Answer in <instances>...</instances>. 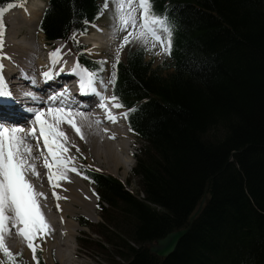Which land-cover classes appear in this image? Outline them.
<instances>
[{
	"label": "trees",
	"instance_id": "trees-1",
	"mask_svg": "<svg viewBox=\"0 0 264 264\" xmlns=\"http://www.w3.org/2000/svg\"><path fill=\"white\" fill-rule=\"evenodd\" d=\"M107 1L49 0L40 29L49 40H72ZM151 9L173 28L164 64L153 68L144 47H129L113 82L144 144L134 169L143 198L86 171L103 236L113 238L102 246L117 248L124 264H264V0H151ZM79 55L102 75L103 64ZM181 229L189 231L169 258L150 252Z\"/></svg>",
	"mask_w": 264,
	"mask_h": 264
},
{
	"label": "bare ground",
	"instance_id": "bare-ground-1",
	"mask_svg": "<svg viewBox=\"0 0 264 264\" xmlns=\"http://www.w3.org/2000/svg\"><path fill=\"white\" fill-rule=\"evenodd\" d=\"M27 4L21 6L22 9L33 12L32 14L39 18L38 20H40L41 14H38L40 11H34V4L31 5L32 8L26 10L25 6H27ZM14 13L15 12L13 11L7 15V17ZM38 20L34 18V23H31V17H27L25 15L23 17L16 16L13 24L16 38H2L3 47L0 48V64L3 65L2 75L6 81L4 87L5 89L10 88L14 99L0 98L7 101L6 103H0V115L1 117L7 118L10 116V112H20L22 116L18 121L12 123V125L10 123L8 126L9 129H11L13 126L23 125L27 131L29 128L34 126L35 120L34 118L29 119L31 114L28 113L26 109L32 108L34 111L44 109L47 111V108L51 106L48 98L53 94L70 90V95H66L61 99L64 101V103L71 102L74 105H80V97L84 96L79 93H73L74 89L79 88L80 79L77 75L72 74L78 62L75 60L74 56L73 58L70 57V53L72 55L74 52L72 51L71 47L68 46V44H65V46H58L57 49H62V52L56 56V62H54L50 56V54L54 51L52 52V50L46 48L44 46L45 43L35 42L34 39H31V42L29 40L31 35H26L27 38H24L25 30L27 31L37 27ZM23 23L29 24L28 26L30 28L27 25L24 26ZM22 36L24 39H27L29 42H31L33 46L22 39ZM98 39L95 40L99 42ZM97 42H95L96 47L93 48L95 50L101 48L99 46L100 44L97 45ZM45 72L49 73V78L47 81L44 77ZM66 81H70V85L68 87H65L63 90H61L62 87L55 90V88ZM30 85L33 89H38L41 92L39 99L32 100L24 95L25 93H33L32 88H28ZM98 90L102 91L105 99L101 101L100 97L98 96L87 98V107L80 109L85 113V118L81 119L80 117H76L77 126L83 125V139L81 138V134L77 133L71 125L65 123L61 126L67 137L69 147V152L65 155L74 158V164L71 166H74L79 170V168L75 165H78L77 161L79 160H76L74 154L86 149L92 153V155L89 157V159L92 160V164L96 165L98 168L100 167L105 169L106 173L115 176L118 175V172L122 168H132V165L129 161L130 158L128 161H125L124 156L129 154V150L132 147V142H130L128 133L133 136L135 135L129 130V128V131H126L125 128H122L118 125L120 122L119 119H121L119 115L123 113V111L118 115L115 111V107L112 106V101L106 98L108 87H100ZM31 101L36 102V105L38 106H28ZM101 103L107 104L113 115L117 117L116 122H111L107 119V113L100 106ZM97 121L101 122L97 123ZM89 124H91V127H88ZM37 134L39 135V133ZM77 149H79V151H77ZM31 155L35 157V159H31L30 163L34 166L35 171L39 173V176L37 177L30 174L28 179L34 184L35 190L43 194V196L39 199L42 212L45 215L46 221L50 223L54 229V232L47 236L48 239L52 241H50L47 245V255H44V258L48 257V255L52 256V253L56 252V257L61 262V264H68L69 262L70 264H73L77 254L74 246H72L73 240L71 239L76 235V233H73V231L70 230L73 228V226L71 223H69V220H76L80 215H84L88 220L97 223L99 221L98 215H96L98 208L95 207L96 204L93 207V203H97L96 197L93 196L92 193L90 194V192L84 190L85 187H82L77 172L68 171L66 173V179L54 177L53 181L49 180V175H51V172L55 171L56 168L55 165H52L51 157L48 154L42 137L39 141V148H37L35 146V142H33L31 146ZM129 156L132 155L129 154ZM132 159L134 160V158ZM46 160L47 164L52 165L51 171L48 167H46ZM123 175H126V172H123ZM53 183H56L59 186L53 187ZM51 203L56 205L57 209L55 211V208H52ZM56 218H59L63 225L67 228L65 234L59 231L57 226L59 222H56ZM10 238L11 236L6 234L4 242L7 243L10 251L17 252L19 247L14 246L12 244V239ZM17 239L22 244L26 243L25 240L18 234ZM25 252H28V250L25 249Z\"/></svg>",
	"mask_w": 264,
	"mask_h": 264
},
{
	"label": "snow or ice",
	"instance_id": "snow-or-ice-1",
	"mask_svg": "<svg viewBox=\"0 0 264 264\" xmlns=\"http://www.w3.org/2000/svg\"><path fill=\"white\" fill-rule=\"evenodd\" d=\"M109 2L115 6L117 23L114 24V29L116 31L138 30L136 39L146 50L150 42L170 49L173 33L171 22L165 16H158L151 9V0H137L142 10L139 19L131 7L132 0H109ZM124 4L129 5V7L125 8ZM13 6L10 4L6 8H0V28H3L5 12ZM2 37L3 32L0 31V48L3 47ZM125 42H129L128 37H125ZM61 52L62 49H57L50 54L54 62H56V56ZM2 69L3 65L0 64V98L14 99L10 88L5 89L4 87L6 81L2 75ZM72 74L77 75L80 79L79 87L83 90L81 95L98 96L101 101L105 99L102 91L98 90V85L105 82L97 73L87 66L81 67L77 63ZM44 77L47 81L49 73L45 72ZM24 95L31 97L33 94L25 93ZM66 95H70V90L50 96L48 100L51 106L47 108V111L44 109L34 111L32 108H27L26 111L31 114L29 119L34 118L35 120V125L27 131L23 125L9 129L5 127V121L0 119V249L6 258H11L7 264H16L17 254L11 253L9 248L4 245L6 234L11 235L12 230H15L25 240L35 258V253L39 247L35 242L43 240L54 232L50 223L46 221L39 202L43 194L37 192L34 184L28 179L30 174L39 176V173L30 163L31 159H35L31 155L33 142L39 148V141L42 137L51 157L52 165H55L56 170L49 175L50 181H53L54 177L66 179L68 171L79 173L76 167L71 166L74 164V158L65 155L69 152V147L67 137L61 126L65 123L71 125L77 133L81 134L83 139V125L77 126L76 117L84 119L85 113L80 110L78 104L64 103L61 98ZM111 100L113 107L117 109L123 107L121 104L115 103V96L111 97ZM6 102V100L0 99V103ZM100 106L107 113V119L116 122L117 117L113 115L107 104L101 103ZM100 122L97 121V123ZM88 127H91V124ZM52 165L47 164L46 160V167L50 171ZM57 186L59 185L53 183V187ZM0 264H5V261H0Z\"/></svg>",
	"mask_w": 264,
	"mask_h": 264
},
{
	"label": "rangeland",
	"instance_id": "rangeland-1",
	"mask_svg": "<svg viewBox=\"0 0 264 264\" xmlns=\"http://www.w3.org/2000/svg\"><path fill=\"white\" fill-rule=\"evenodd\" d=\"M34 1L30 0V2H28L27 6H25L26 10H28L29 8H32L31 5L34 4L33 5V7L35 8L34 11H40L38 7L41 5H44V3H48V0H34ZM123 6L125 8L129 7V5L127 4H124ZM16 7L17 8L14 10L15 12L14 14H12L9 17H6V19L3 18V28H0V31L3 32L2 38L4 39L16 38L15 31L13 28V24H14L16 16L23 17L25 15L27 17H31V23H34L33 22L34 18L37 20L39 19L32 14L33 12L23 10L20 5H16ZM131 7L133 8L137 19H139L142 10L140 9L137 0H132ZM38 14L42 15V13H39V12ZM115 23H117V20L115 18V6L109 1H107L105 2L104 6H102L101 16L98 22L96 23V25L90 27L87 33L88 35L78 34V36L76 37L77 42H80L81 44H87L86 53L89 56L93 57L92 59L95 62H98L106 66L104 77H105V80L109 82L110 88L114 82V77H115L114 65L118 61L126 60L125 58H126L127 50L129 47H137V46L143 47L136 39L138 30L133 31L132 29H129L127 31H116L114 29ZM23 24L24 26L29 25L27 23H23ZM4 31H5V35H4ZM27 31L25 30L24 38H27L26 35H29V36L31 35L29 37L30 41L31 39H34L35 42H42V43L45 42V39L38 32L36 27L34 29H29ZM125 37H128L129 42H125ZM21 38L24 39L23 36ZM95 39H98L99 42H97V40ZM24 40L30 43L31 46H33V44L31 43L32 41L29 42L27 39H24ZM95 42H97V45L100 44L99 45L101 47L100 49H97V50L93 49L96 47ZM68 43H69L68 46L71 47V49L73 50L74 47L70 46V45H73V43L72 42H68ZM65 44L66 43H63L64 46ZM147 51L149 53V56L147 59L148 61L153 62V68L160 67L164 64L166 57H167L166 55L167 48L165 46H162L154 42H150L147 47ZM103 85L106 86L107 84H103ZM28 88L30 89V87ZM115 111L117 112L118 115L121 113V112H118L116 108H115ZM122 111L123 113L119 115L121 117V119H119L121 123L119 122L118 125L122 128H125L126 131H129L126 125V121H125V114L127 112L124 110ZM13 127H16V126H13ZM128 136H129L130 142H132V147L130 148L131 151L129 150V154H131L132 156H129L128 154L124 156V159L125 161H128V159L130 158L129 161H130V164L132 165V168L130 167H126L125 169L122 168L118 172V175H115V176L112 175V176L117 178L119 181H121L124 187L128 191H130L132 194L139 195L141 198H143V192L141 191L142 189L139 185V179L134 174V169L136 167V155L140 153V150L144 144L138 138H136L135 136L129 133H128ZM83 151H79L77 154H74L76 160H79L77 161L78 165L75 164L79 168V173H80V174L78 173L79 178H80L79 181L82 184V187L83 186L85 187L84 188L85 191L90 192V194L92 193V195L95 196V189L92 187V185H90V183L87 182L86 180L84 181L82 179L83 176L81 173V168L90 167L91 169L97 172L104 173L107 175H111V174L106 173L105 169H102L100 167L98 168L96 167V165L92 164L91 163L92 160L89 159L92 153L86 149ZM131 157L134 158L135 161ZM95 168H98V169H95ZM123 172H126V175H123ZM88 199L90 200L89 197ZM97 203L99 202L97 201ZM97 203H93L94 204L93 207L96 204L95 207L98 208L96 215H98L99 221L97 223L88 220L86 216L84 215H80L79 217H77L76 220H71V219L69 220V223H71L73 226V228L70 230L73 231V233H76V235L73 236L71 239L73 240L72 246H74L76 250V254H77L73 264H124L123 261H121L120 259H117L115 256V254L117 253V248L115 249L109 248V245H106L104 247L102 246V243L107 242L108 238H111L112 240L113 238H112L111 233L109 235L107 234V238L103 236L102 229L100 228V225L103 223L102 212L99 211V207H98L99 204L97 205ZM51 205H52V208H55L54 209L55 211L57 209L56 205L54 203H51ZM104 208L107 210L108 206L106 205ZM57 221L59 222V224L57 225L59 228V231L65 234L67 228L63 225L62 221L59 218H56V222ZM83 224L85 225L82 226ZM11 233L12 235H9V236H11L10 239H12V244L16 247H19V250L17 252H13V251H10V252L13 254H17V256H20L18 257V260L21 261V264H37V254L38 253L42 254V257L44 261L46 262V264H61V262L56 257V254H57L56 252H53L52 256L48 255V257L44 258V255L45 256L47 255V251H46L47 245L49 244L50 241H52L48 239V237L44 238L43 240H37L35 242L36 244L39 245V247L37 248V251L35 253V258H34L33 252L27 246V243L22 244L17 239V233L15 231H12ZM4 245L8 247L6 242H4ZM25 249H27L28 252H25ZM0 251H2V249H0ZM120 252H123V251H120ZM21 253L22 255H19ZM68 264H70V262Z\"/></svg>",
	"mask_w": 264,
	"mask_h": 264
},
{
	"label": "water",
	"instance_id": "water-1",
	"mask_svg": "<svg viewBox=\"0 0 264 264\" xmlns=\"http://www.w3.org/2000/svg\"><path fill=\"white\" fill-rule=\"evenodd\" d=\"M205 203V199L200 204L198 213L192 217L193 219L200 213ZM188 229H181L175 232L169 233L165 238L159 240L156 244H153L150 248V252L160 258H167L176 252L179 242L186 236Z\"/></svg>",
	"mask_w": 264,
	"mask_h": 264
}]
</instances>
